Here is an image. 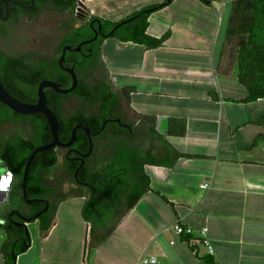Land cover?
Masks as SVG:
<instances>
[{
	"label": "crops",
	"instance_id": "crops-1",
	"mask_svg": "<svg viewBox=\"0 0 264 264\" xmlns=\"http://www.w3.org/2000/svg\"><path fill=\"white\" fill-rule=\"evenodd\" d=\"M160 1L84 0L83 6L117 21ZM222 1L173 0L152 11L146 32L167 34L155 48L103 39L100 53L112 85L129 91L128 122L150 190L129 209L121 204L114 230L88 248L85 192L68 179L63 191L71 190L58 199L48 228L41 230L38 220L27 225H35V243L29 235L15 264H143L142 257L156 258L145 264H206L205 255L214 264H264V98L234 101L247 91L217 71L230 7ZM182 123L184 132L174 133ZM61 160L59 152L49 176ZM175 221L192 228L188 242L170 227ZM202 228L211 254L200 243ZM5 237L0 228V242Z\"/></svg>",
	"mask_w": 264,
	"mask_h": 264
},
{
	"label": "trees",
	"instance_id": "trees-1",
	"mask_svg": "<svg viewBox=\"0 0 264 264\" xmlns=\"http://www.w3.org/2000/svg\"><path fill=\"white\" fill-rule=\"evenodd\" d=\"M172 1L162 0L145 6L117 21L90 15L82 25L74 26L71 20L69 24L61 26L65 33L54 51L53 59L39 57L37 63H33L35 53L32 51L22 52L16 56L9 55L0 61V69H2L0 82L15 97L27 102L36 100V88L41 79H50L60 83L62 87H68L71 84L70 74L58 64L61 48L66 44L74 47L81 40L91 38L94 34L93 29L97 27V21H99V32L103 35L82 45L78 52L65 51L63 65L73 67L77 77L76 87L65 94L58 93L49 87L44 88V92L48 106L57 115L60 140L66 141L69 138L71 128L77 122L87 125L91 132L100 131V135L108 130L127 134L129 132L126 128L109 121L105 122L101 129L104 120L122 106L120 100L123 99L128 106L129 91L128 88L114 89L107 67L101 58L100 45L104 38L115 37L121 41H131L148 48L160 46L167 38V34L160 37L149 35L146 32L147 18L152 11ZM199 1L210 4L213 0ZM76 4L77 0H53L52 9L59 13L68 11L72 15ZM117 24L118 26L108 34ZM88 53H90L89 56L86 55ZM96 66L102 68V78L95 73ZM217 71L233 77L247 91L244 98L234 101L249 102L264 98V0H231L219 51ZM73 96H76L83 105L69 110L65 102ZM116 114L120 116V110ZM10 119L29 123L31 129L26 135L18 131L0 140L1 164L4 168L10 169L14 175L7 199L0 206V218L5 217L10 209L22 210L26 206L21 188L26 159L35 146L50 140L48 125L43 114H20L0 103V122ZM263 120L264 117L259 122ZM184 130L185 126L182 123L179 130L174 133L179 135ZM72 145L78 150H88L87 135L82 129L76 130V139ZM135 145L114 140L112 154L98 160L93 168L88 167L86 163L80 166L76 177L87 181V186L75 182L73 173L78 162L65 161V177L86 190L81 216L90 225L88 248L100 245L114 230L122 217V214L117 213L122 203L126 209H129L143 193L150 190L149 178L143 170L146 160L139 146ZM58 154L57 147L35 154L27 171L26 195L34 196L35 193L45 191L43 178L52 173L54 166L58 163ZM66 196L67 194H64L62 198ZM58 202L59 200L55 203L51 214L42 218L39 224L41 230L47 229L50 225ZM41 205L34 204L32 209L35 210ZM3 230L8 234L0 242L3 264H15L16 256L29 244V237H26L25 232H21L22 237L16 241L15 237L9 233L8 226L3 227ZM181 236L186 242L191 237L190 234ZM203 259L206 264H214L210 255H205Z\"/></svg>",
	"mask_w": 264,
	"mask_h": 264
},
{
	"label": "flooded vegetation",
	"instance_id": "flooded-vegetation-1",
	"mask_svg": "<svg viewBox=\"0 0 264 264\" xmlns=\"http://www.w3.org/2000/svg\"><path fill=\"white\" fill-rule=\"evenodd\" d=\"M77 3H79V0H77ZM52 4H53V0H0V61H2L3 59H6V57H8L9 55H15L16 56L19 53H22V52H17V53L16 52H9L7 50V47L5 45V40H6L7 34H8V25L9 24L14 25L20 19L32 20V19L38 17L41 14V12L45 11V10L55 11L54 9H52ZM30 14H32V15L30 16ZM82 24L83 23H80L78 26H80ZM64 33H65V31H63V34ZM101 33L102 32H98L97 37L101 36ZM58 45H57V47H58ZM31 51L33 53H35V55H34L35 58H33V63H37L39 57L49 59V60L54 58L53 55H49L47 53L48 50H45L42 53H40L38 51H33V50H31ZM25 52H29V51H25ZM89 54L90 53H88L86 55L89 56ZM63 63H64V61L62 62V65H63ZM62 67H66V66L63 65ZM99 69L102 70L101 67L96 66L95 73L99 77L102 78L103 72L101 73V71H100V73H98ZM1 71H2V69H0V73H1ZM74 97L76 99H78L76 96H74ZM123 101H124L123 99L120 100V102L122 103V106L119 109H117V111L120 110L121 115L117 116V114H116L117 111H115L116 113H112V115L107 117V118L119 117L121 119V122H125L129 125L128 113L123 108ZM65 105H66V102H65ZM109 122L117 124V126L126 128L129 133L126 134V133H120V132L108 130V131H105L103 133V135H100V133H101L100 131L92 132L93 133L91 135L92 143H93L92 151L90 152V154H88L84 157H82L80 155V153L81 154L86 153L87 151L78 150L73 145H71L70 147L58 148L59 152L62 155V160L59 162L60 163L59 165L61 166V168L56 171L54 176H46L45 178H43V187H44L45 191L43 193H39V194L35 193L34 196L26 195V198L24 199L26 206H24V208L22 210H18L17 208H14V209H10L8 212H6L5 217L0 218L1 220H3L0 223V228H2V230H3V227L8 226L10 228L9 233H11L15 237L16 241H18L22 237L21 232H25V235L28 238L29 236L26 234L25 226L27 227V225L29 223H31L33 220H38V224H40L42 218H46V216L51 214L53 207H54L55 203L57 202V200L63 194H65L71 190V188H68L65 192L63 191L64 183L70 182V181H67L68 179L64 178L65 161H77L79 164L80 160L83 159L82 165H84L86 163L88 165V167L93 168L98 160L103 159V158L109 156L110 154H112V151L114 150V148L112 146V141H114V140L126 141L127 144H134L138 141V138H136V136H135V132H133V130L130 128V126H129V128H127V127H124V126L118 124L115 121H109ZM0 124L10 125V126L14 127L12 132H10L8 135H13L21 129L23 132L28 134V133H30V129H31V126L29 123H26V122L21 123L19 121L14 120V119H10V120H6L4 122H0ZM8 135H0V140L6 139V137ZM93 136L95 137L94 139H93ZM78 180H80V179H78ZM80 181L84 184V186H87V184H88L87 181H85V180H80ZM25 191H26V186H25ZM27 199H29L31 201H26ZM45 201L47 202V208L45 210H43L37 218L30 220V221H27V218H29L30 216H32L33 214H35L36 212H38L39 210H41L45 206ZM34 204H35V206L38 204H42V205H41V207L33 210L32 208H33ZM122 204L124 205V203H122ZM3 232H4L5 236L8 235L6 231L3 230ZM27 232H28V228H27ZM28 234H29V232H28Z\"/></svg>",
	"mask_w": 264,
	"mask_h": 264
},
{
	"label": "water",
	"instance_id": "water-1",
	"mask_svg": "<svg viewBox=\"0 0 264 264\" xmlns=\"http://www.w3.org/2000/svg\"><path fill=\"white\" fill-rule=\"evenodd\" d=\"M97 23H98L97 27L93 29L94 34L91 38L81 40L74 47H71L70 45L66 44L61 48V53H60V56L58 58V64L60 65L61 68H63L66 72H68L70 74L71 84L68 87H62L60 85V83H57V82L50 80V79H41L38 82V85L36 88V100L34 102H27V101H23V100L15 97L0 82V103L6 105L12 111L20 113V114H25V115L33 114V113L43 114L45 119H46L49 134H50V140L46 143H42V144L35 146L31 150L30 154L28 155V157L26 159V162H25V165L23 168L22 180H21L22 196L24 199L26 198L25 183H26L28 167L30 165L31 160L33 159V157L35 156V154L37 152H40V151H43V150H46V149H49L52 147H57V148L70 147L76 139V130L78 128L82 129L86 133L87 139H88V150L86 153H82V154L80 153V155L82 157H84V156L90 154V152L92 151L93 143H92L91 135L93 133L90 131L89 127L82 122H77L71 128L70 136L66 141H62L59 139V136H58V125L59 124H58L57 115L47 104V97H46V94L44 92V88L49 87L58 93L65 94V93L72 91L76 87L77 77H76V74L73 70V67L72 66L62 67V62L64 61L65 51L66 50L79 51L82 45L93 41L97 37L99 29H100L99 21H97ZM117 26H118V24L115 25L108 32V34H110L113 31V29H115ZM101 35H103V34H101ZM107 121H115L118 124L129 128V125L127 123L121 122V119L119 117H116V118L105 119L101 125V129L104 127L105 122H107ZM82 163H83V159L80 160V163L75 168L74 173H73L74 177H75V181L78 184H81L82 182L77 179L76 174H77L78 168L82 165ZM26 201H31V200L27 199ZM46 208H47V202L45 201V206L41 210H39L38 212H36L32 216H30L29 218H27V221H30V220L37 218L41 214V212L43 210H45ZM2 221L3 220L0 219V223ZM25 230H26V234L29 236L26 226H25ZM86 237H87V228L85 231L84 241H86Z\"/></svg>",
	"mask_w": 264,
	"mask_h": 264
},
{
	"label": "rangeland",
	"instance_id": "rangeland-1",
	"mask_svg": "<svg viewBox=\"0 0 264 264\" xmlns=\"http://www.w3.org/2000/svg\"><path fill=\"white\" fill-rule=\"evenodd\" d=\"M84 0H79V3L76 4L73 14L71 15L68 11L64 13H59L57 11H42L41 14L32 19L25 20L20 19L16 24L8 25V34L5 40V45L9 52H25V51H38L40 53L48 50L49 55H55L54 51L57 49L62 35L63 24H69L72 20L74 26H78L80 23L85 22L90 14L86 11L83 6ZM219 1V0H214ZM82 2V3H81ZM231 0H223L222 3L226 4V9L230 6ZM220 14L222 12L219 8ZM49 47V48H48ZM48 48V49H47ZM103 72L101 69L98 70V73ZM83 105L82 102L76 99L74 96L66 102V106L69 110L74 109L77 106ZM123 108L128 113V106L123 101ZM88 111V109H87ZM14 127L10 125L0 124V135H8ZM22 134L26 135L25 132L19 130ZM4 167L1 164L0 160V172L3 171ZM86 192L85 189H83ZM1 204L0 206H2ZM101 209V208H100ZM103 210V209H101ZM29 235L30 242L33 239L35 243V225L29 226Z\"/></svg>",
	"mask_w": 264,
	"mask_h": 264
},
{
	"label": "built area",
	"instance_id": "built-area-1",
	"mask_svg": "<svg viewBox=\"0 0 264 264\" xmlns=\"http://www.w3.org/2000/svg\"><path fill=\"white\" fill-rule=\"evenodd\" d=\"M220 15V11L217 12ZM13 172L8 169V168H4L3 171L0 172V205L3 204L6 199H7V195L8 192L11 188L12 182H13ZM206 183L202 184L203 187H206ZM173 231L181 236L183 234H191L192 233V228L190 226H184L182 225L179 221H175L173 224H171L170 226ZM200 243L203 244L208 252L211 254L213 252V247L212 244L210 243V240L206 237V229L202 228L200 231ZM171 243L174 242V240L170 241ZM156 261V258L154 257H142L140 259V262L145 264V263H153Z\"/></svg>",
	"mask_w": 264,
	"mask_h": 264
}]
</instances>
